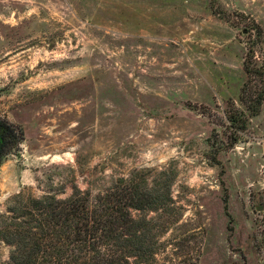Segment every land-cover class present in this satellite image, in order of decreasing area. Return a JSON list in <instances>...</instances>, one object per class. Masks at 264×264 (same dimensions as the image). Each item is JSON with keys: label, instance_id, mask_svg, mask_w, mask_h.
<instances>
[{"label": "rangeland", "instance_id": "1", "mask_svg": "<svg viewBox=\"0 0 264 264\" xmlns=\"http://www.w3.org/2000/svg\"><path fill=\"white\" fill-rule=\"evenodd\" d=\"M246 63L264 68V0H0V123L21 138L0 159V213L20 192L130 177L166 205L147 216L162 264H264V102L249 116ZM11 251L0 241V264Z\"/></svg>", "mask_w": 264, "mask_h": 264}, {"label": "trees", "instance_id": "2", "mask_svg": "<svg viewBox=\"0 0 264 264\" xmlns=\"http://www.w3.org/2000/svg\"><path fill=\"white\" fill-rule=\"evenodd\" d=\"M245 70L260 82L246 108L253 117L264 102V68L246 63ZM245 114L226 113L234 134L246 129ZM0 124L1 159L21 138L14 126ZM144 182L120 177L95 195L75 187L66 198L51 192L13 196L0 213V241L12 248L5 264H162L161 234L155 219L147 216L166 205L157 189Z\"/></svg>", "mask_w": 264, "mask_h": 264}, {"label": "water", "instance_id": "3", "mask_svg": "<svg viewBox=\"0 0 264 264\" xmlns=\"http://www.w3.org/2000/svg\"><path fill=\"white\" fill-rule=\"evenodd\" d=\"M1 134H2V126L0 125V153H1V149H2Z\"/></svg>", "mask_w": 264, "mask_h": 264}, {"label": "flooded vegetation", "instance_id": "4", "mask_svg": "<svg viewBox=\"0 0 264 264\" xmlns=\"http://www.w3.org/2000/svg\"><path fill=\"white\" fill-rule=\"evenodd\" d=\"M1 125V124H0Z\"/></svg>", "mask_w": 264, "mask_h": 264}]
</instances>
